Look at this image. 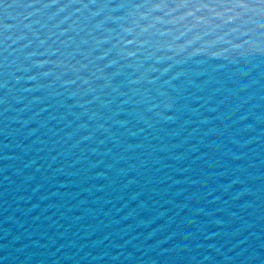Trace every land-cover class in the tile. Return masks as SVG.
I'll list each match as a JSON object with an SVG mask.
<instances>
[{
	"label": "water",
	"instance_id": "obj_1",
	"mask_svg": "<svg viewBox=\"0 0 264 264\" xmlns=\"http://www.w3.org/2000/svg\"><path fill=\"white\" fill-rule=\"evenodd\" d=\"M0 264H264V0H0Z\"/></svg>",
	"mask_w": 264,
	"mask_h": 264
}]
</instances>
